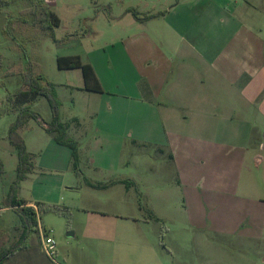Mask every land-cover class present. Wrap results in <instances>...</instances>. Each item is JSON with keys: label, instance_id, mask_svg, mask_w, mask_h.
I'll return each mask as SVG.
<instances>
[{"label": "crops", "instance_id": "0c3cea01", "mask_svg": "<svg viewBox=\"0 0 264 264\" xmlns=\"http://www.w3.org/2000/svg\"><path fill=\"white\" fill-rule=\"evenodd\" d=\"M6 1L8 5L4 7L13 2ZM23 1L26 6L24 8L29 7L32 2H43L51 8L60 21L59 27L55 29L57 39L63 34L76 32L77 36L68 45L81 38L96 42L107 33L112 37L111 43L117 46L111 47L119 49L113 54L114 66L119 76L113 74L115 69L109 57L105 62L101 59L92 61L87 55L83 57L77 53L55 57L56 67L58 57L71 56H77L82 63L90 65L101 93L84 89L80 70L82 80L79 83L73 75L70 83L57 86L66 89L75 108L79 101L84 102L85 114L89 118H95L97 124L102 110L107 120L115 114L114 100L103 98L109 92L107 84L113 82L115 88L127 89V70H132L134 93L131 96L122 95V98H131L137 102L140 110L138 113L145 110L155 118V122L146 129L144 126L139 128L129 124L108 126L106 123L104 126L106 129L111 127L117 130L113 134L117 142L119 128L123 131L130 128L135 142L140 145L150 144L157 155L168 159L177 176L178 190H184L182 201L188 210V222L197 228H203V221L206 220L207 225L218 234L262 242L264 171L260 183L253 174V168L263 166L264 169V154L259 153V135L264 134L262 24L255 31L245 23L246 18L242 13H223L222 22L225 23L226 17L228 28L225 29L227 35L220 45V42L214 41V26L219 22L218 13L214 7L202 13L203 10H199L196 2H193L195 0L186 1L190 4L184 6L189 8L188 14L181 12L183 4L180 5V1H163L165 8L157 15L150 12L154 6L141 5L145 2L143 0ZM4 7H0L2 78L9 76L7 74L12 72V68L16 69V74L22 65L21 61L16 62V55H13V61L11 48L3 43L5 40L12 42L3 34L5 16L16 15L22 9L13 14ZM209 17L212 25L209 28L207 23V31L209 33L212 28L213 35L211 42L204 46L198 42L200 33L204 31L199 26L200 21L204 20L205 23ZM175 37L179 38L177 44L172 42ZM41 38L38 35H35V39L27 37V34L20 35L18 42L29 39L31 43L32 40L36 43ZM14 44V49L19 51L18 43ZM54 45L63 47L56 43ZM30 59L42 66L37 55ZM4 64H7L6 70H2ZM58 70L65 72L78 69ZM16 78L20 76L17 75ZM21 88L23 86L19 85L17 91ZM7 94L13 95L11 92ZM6 98L7 95H0V111L5 107ZM17 108L12 107L10 112L1 117L16 116L19 113ZM130 114L134 115L136 111L131 110ZM69 116L72 121L76 120L81 125V113L72 112ZM41 122L43 123L42 120ZM60 123L66 124L62 119ZM138 129L141 131L137 132ZM99 130L100 128L97 132ZM67 135L70 138L68 131ZM49 136L43 146L38 145L34 149L26 145L32 170L20 183L19 195L13 199L7 196L4 198L7 204L0 206V215L8 214L10 217L4 223V228L0 229V253L4 255L13 252L3 264L15 259H19L21 264H53L40 250L38 232L30 233L27 218H21L17 213L18 208L31 209L35 220H39L45 230L47 229L42 223V216L45 215L65 219L70 225L66 230L72 232L67 237L78 239L79 242H61L57 247V264H119V256L126 255V252L119 251L120 243H126L127 246L136 244L137 264H168L166 256L162 254L166 253L164 249L160 250V254L156 250L160 249L157 241L161 232L159 227L169 220L165 214L166 203L160 209L156 205L150 206L151 215L147 218L137 215L119 216L118 208L112 209V213L101 211L105 206L100 204L99 194H95L99 189L90 188L81 178H76L71 168V151ZM124 138L121 136L122 146L126 140ZM73 141L79 147L78 142ZM262 149L264 152V147ZM80 153L79 148L81 160ZM243 173H246V177L241 186ZM89 181L94 183L93 180ZM107 184H99L100 188L105 189L103 192L124 182L113 181L109 187ZM240 190L244 191L246 197L238 196ZM18 200L23 201L24 205L17 206ZM240 200L245 202L240 204ZM12 203L16 206L11 207ZM38 204L42 205V211L38 209ZM53 206L59 208L60 214L46 209ZM153 222L159 225L151 224ZM90 247H94V255H99L97 261L90 253ZM59 249L64 251L62 255Z\"/></svg>", "mask_w": 264, "mask_h": 264}, {"label": "rangeland", "instance_id": "374dc122", "mask_svg": "<svg viewBox=\"0 0 264 264\" xmlns=\"http://www.w3.org/2000/svg\"><path fill=\"white\" fill-rule=\"evenodd\" d=\"M143 1L145 2L141 5L149 4L150 7L154 6L152 8L153 10H150L151 14L155 13L154 15H157L162 11L161 9L165 8L164 2H166V0H160L159 2L156 0ZM176 1H180V5L183 4L181 5V12L188 14L189 8L184 6L190 5L186 1L191 0H173V3H176ZM193 2H196L199 10H203L202 13L208 9H213V7L216 13H218L219 22L217 24L218 26H214V35L216 36L214 41L220 42V45L222 44L223 37L227 35L225 29L228 28L226 17L225 23L223 24L222 22L223 13H235V11L237 15L242 13L246 18L245 23L251 26L255 31L258 30L257 28L260 27V24H262V28H264V0H195ZM24 7L26 6L23 0H19L18 2L13 0L11 5L4 7V9L15 14L16 11ZM209 15L211 16V14ZM204 16L206 17L207 14ZM200 23L201 25L199 28H202L204 31L200 33L198 42L206 46L207 43L211 42V36L213 35L211 32L212 28L209 33L207 31V23H209V28L210 25H212L211 18H207L205 23L204 20L200 21ZM35 35H37L35 29L27 31V37L30 38L31 36V38L35 39ZM19 36L20 35H15L16 42L18 46L26 49L30 61H27L22 56L21 52H19L20 50L16 51V49H14L15 44L13 41L5 40L3 43L11 48L12 56H17L16 62L21 61L23 66L21 65L20 69L24 70L28 67H32L34 71L37 70L41 75L44 74L42 77L55 86L57 98L58 101H60L58 114L56 115H58L59 121L62 119L64 123H66L65 126L70 134V139L78 142V149L80 148L81 152L79 173L72 169L76 178H81L80 180H83V182L84 178L93 180L95 184L99 183L101 186L111 182V184H107L108 187L112 185L113 181L124 182V184H120L119 186L110 187L111 189L108 188V192H103L102 190L105 189H102V187L97 190L98 193L95 194H99V197H101V199H99L100 204L105 206V208H101V211L112 213V209L118 208L117 213L119 216L132 217L133 215H137L147 218L151 215V211L149 210L150 206L156 205V207L160 209L163 204L166 203L167 209L165 214L169 220L164 221L163 225L159 227L161 232L157 241L158 248L160 249L156 248V250L159 253L161 252L160 250L164 249L166 253L162 254L166 256L168 264H264V240L262 242H252L218 234L212 230L211 226L207 225L206 220L203 221L205 224L203 228H197L191 225L188 222L187 207L182 201L184 190H182V192L180 191L181 189L178 190L176 185L177 176L168 159L166 157L161 158L160 155H157L158 153L150 144L144 143L140 145L135 142L132 139L130 128H127L126 131L119 128V142L113 138V134H115L117 130L111 127L105 128L104 124L108 123V126L114 124L119 126L122 124H129L139 128L144 126L146 129L155 122V118L149 115L145 110L140 114L138 113L140 110L136 104L137 102L134 100L132 101L131 98H122V95L131 96L133 95L132 93H134V76L131 69L128 68L127 70L126 76L129 80L127 89L115 88L113 82L107 84L106 88L109 92L103 98L105 100H114L116 103V105H114L115 114L107 120L102 110L97 124L94 120L95 118H89L87 113L85 114L86 108H83V105H85L84 102L79 101L75 108L71 99H69V93L66 89L57 86L58 84L65 85L70 83L73 75L76 76V81H78V83L82 80V77L79 70L59 71L55 63L56 55L61 56L77 53L82 56L87 55L92 61L101 59L104 62L107 61L109 57L113 63V69H115L114 65L116 64H114L115 59L113 54L119 49L118 47H111L112 45H117L111 43L112 37L108 33L99 38L96 42L81 38L72 45L59 44L63 45V47L54 45V42L47 36H42L36 43L35 40H32L31 43L29 39H23L22 43L18 42ZM63 36L64 34L62 37ZM217 37L219 38L217 39ZM70 42L72 43L73 40ZM172 42L173 44L179 43V38H173ZM7 51H9V49H7ZM32 55L38 56L42 66L35 64L30 59V57H33ZM12 58L14 61V56ZM7 68V64H4L2 70H6ZM15 71L16 69L12 68V72L9 76L4 78L0 77V95L9 96V94H7L9 92L14 94L19 85H23V80H20L21 77L16 78L17 74H15ZM113 74L119 76L116 69L113 71ZM113 77L115 79V75H113ZM73 81H75V77ZM109 95L114 96L111 97ZM131 110L136 111V114H130ZM29 111L30 113L36 114L45 124H49L55 116V112L45 98H40L38 101L32 103ZM72 112H79L83 116L80 126L79 122L77 123L71 120L69 115ZM17 117L18 114H16V116L6 115L5 117H0V165L2 166V171L0 173L1 207L7 204L4 198L8 195L11 197H13L12 195H19L20 192V185L18 188H15L20 157L19 149L12 143L11 139L13 135L11 136L10 134L12 127L18 122ZM105 120L107 121L105 122ZM42 125L41 121L30 118L23 125L16 127L15 136L18 144L22 142L21 144H23L25 150L27 149L26 145L34 149L38 145H45L46 140H48L50 136L46 130L42 129ZM98 128H100V130L97 132ZM140 131V129L137 130V132ZM121 136L126 139L123 146ZM259 137V144L261 145L259 153L263 155L264 152L262 147H264V134L259 135ZM263 171V166L257 169L253 168V174L259 183ZM89 177L92 179H89ZM245 177L246 173H243L240 180L241 186L244 183ZM15 190L17 194L13 192ZM164 193L166 197H164ZM238 196L243 198L246 197L243 190L239 191ZM262 197H264V191H262ZM164 198L165 202H163ZM95 201L97 200L95 199ZM244 202L245 201L240 200V204ZM138 208L141 210H138ZM9 219L10 217L8 214L0 215V229L4 228V223L9 221ZM103 219H105V217H103ZM42 223L45 225L46 229L51 232V236L55 239L58 248L61 242H79L78 239L67 237L68 233L72 231L66 230L70 225L65 219L58 218L54 215H45L42 216ZM74 223H76V218H74ZM151 224L158 223L153 222ZM107 227H109V225ZM55 228L58 231L55 230ZM1 238L0 236V240ZM134 245L136 244L131 243L129 246H127L126 243L119 244V251L121 253L126 252V255L123 257L119 256L121 258L119 259V264H137V248H135ZM90 249V253L97 261L99 255H94L96 254L94 247H90ZM59 252L60 254L64 253L62 249H59ZM166 254H168V256ZM8 264L21 263L19 259H15Z\"/></svg>", "mask_w": 264, "mask_h": 264}, {"label": "trees", "instance_id": "16d2710c", "mask_svg": "<svg viewBox=\"0 0 264 264\" xmlns=\"http://www.w3.org/2000/svg\"><path fill=\"white\" fill-rule=\"evenodd\" d=\"M7 5L8 2L6 0H0L1 8ZM133 15L134 17H137L136 13H133ZM59 25V18L48 5L44 4L43 2H32L29 7L20 10L16 15L7 14L5 16L3 34L6 39L16 42L15 35H24L27 34V31L35 29L37 35L43 37L47 36L52 40V42L56 44H67L77 36V33L74 32L66 34L63 37L57 39L55 29L58 28ZM18 50H20L22 56L27 61H30L27 56L26 50L23 47L18 46ZM56 62L57 68L60 70H80L84 80V89L93 93H101V88L96 80L91 66L82 63L79 57H58ZM32 70V67H28L24 70L21 69L17 71L16 74L23 80V88H21L15 94L7 96L5 107L0 111V117L10 112L12 107H18L17 109L19 111L17 117L18 122L15 126L12 127L10 133L11 136L13 135L11 141L18 147L20 155L15 188L19 187L20 183L25 179L26 174L32 170L31 157L27 154L26 150L23 147V144H21L22 142L18 144L17 138L15 136V130L16 127L23 125L30 118L39 121V117L34 113H30L29 109L30 105L40 98H45L50 107L55 112V116L53 117L52 122H50L49 124L42 123V126L44 127L46 132L51 135V137L57 144L67 147L71 151V168L75 172L79 173V155L77 143L68 137L66 126L60 123L57 117L58 115H56L58 114L60 103L57 98L55 86L52 83L47 82L46 79L43 78L41 73H39L37 70ZM1 171L2 166L0 165V173ZM84 182L90 188H100L99 184L91 183L86 178H84ZM13 192L15 194L17 191L15 190ZM12 196L13 197L10 196L9 198L13 199L14 197H17V195ZM16 205L20 206L24 205V203L23 201L18 200L16 202ZM16 205L15 203H12L11 207H14ZM37 207L40 211H42L43 208L41 204H38ZM46 209L60 214V210L56 206L47 207ZM17 213L21 216V218L23 216L25 219L27 218L26 223L30 233L37 231V221L35 220V214L31 209L18 208ZM12 253L13 252H9L4 255L3 253H0V264H3Z\"/></svg>", "mask_w": 264, "mask_h": 264}, {"label": "built area", "instance_id": "2783aa9c", "mask_svg": "<svg viewBox=\"0 0 264 264\" xmlns=\"http://www.w3.org/2000/svg\"><path fill=\"white\" fill-rule=\"evenodd\" d=\"M37 232L39 234L40 239V250L42 254L45 256V258L53 263L57 264L56 258H57V244L55 239L51 236V232L48 230H45L40 221L37 220Z\"/></svg>", "mask_w": 264, "mask_h": 264}]
</instances>
